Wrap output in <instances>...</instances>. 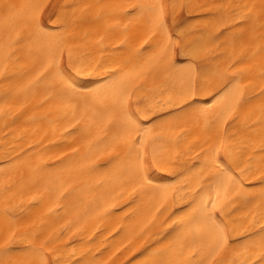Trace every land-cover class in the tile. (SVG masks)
<instances>
[{
    "label": "snow or ice",
    "instance_id": "1",
    "mask_svg": "<svg viewBox=\"0 0 264 264\" xmlns=\"http://www.w3.org/2000/svg\"><path fill=\"white\" fill-rule=\"evenodd\" d=\"M0 99L64 146L0 165V264H264V0H0Z\"/></svg>",
    "mask_w": 264,
    "mask_h": 264
},
{
    "label": "bare ground",
    "instance_id": "2",
    "mask_svg": "<svg viewBox=\"0 0 264 264\" xmlns=\"http://www.w3.org/2000/svg\"><path fill=\"white\" fill-rule=\"evenodd\" d=\"M19 2V0H17ZM50 3H72V2H79V3H95L97 0H49ZM196 2L199 3H207V4H213V3H229L230 0H196ZM231 2H236V0H231ZM201 15L200 13H192L191 16L189 17L188 13H184L185 17H188V21L190 22L192 18L197 17ZM96 56L99 57V53H96ZM65 59H67V53H65ZM106 68L108 71L112 70V65L108 64L106 65ZM77 83L82 86V87H94L97 83L102 82V77L98 75H93V76H79L77 75L75 77ZM3 104V100L0 99V105ZM25 124L23 121V118L18 120L15 125H10L9 129H4L0 127V165L11 162V163H16V156H18L21 151H24V155L20 157V162L22 164H27L28 162V149L30 146L33 144V141H40L42 138L43 143H37L35 148L33 149V155H32V163H36L43 157L44 161L48 163H52V160H49L48 157L50 156H56L59 157L60 152L64 150L63 144L60 142V140L57 139L59 136V132H57L55 135H53L52 128L47 125L46 122H44L43 126L38 129L35 133L32 132V128H35L36 125H30L28 126V131L22 136L21 132L24 129ZM229 131H232V128L230 125L227 126ZM14 129V130H13ZM197 133L193 132L191 136L188 137L189 141H194ZM46 137V138H45ZM56 145H59L57 147ZM157 147L158 150L160 151H165L168 147L167 143L164 141H159L157 142ZM152 145H148L149 152H151ZM196 151H199L197 149ZM7 153V159L6 157ZM190 158V156L185 157V159ZM178 163V162H177ZM158 175L161 176H170L171 173H157ZM179 179V177H177ZM247 183V182H246ZM145 206L142 207L141 212H147L150 208L151 205L147 204L148 197H145ZM256 204V201H253L252 204H249L247 207H241L237 213H235V218L237 220V223H246L244 220V216L246 213H248L250 210L254 209V206ZM248 219H251L249 217ZM63 221H61L62 223ZM107 223V222H106ZM115 225L113 224V227ZM103 227V225H102ZM111 231V228H108L107 231L103 232L100 236H97L94 240V248L93 250L95 251V248L103 247L107 248V252H103V257L107 258V256L114 251L115 246H118V244L121 241V237H108V232ZM115 236V234H113ZM123 236V234H122ZM107 237V239H105ZM87 235L83 237V239H87ZM62 241L71 243V241L68 240L67 234H65L64 237L61 238ZM82 239L79 234L73 236V240H80ZM141 241H134L135 244H139ZM56 243V241H54Z\"/></svg>",
    "mask_w": 264,
    "mask_h": 264
}]
</instances>
